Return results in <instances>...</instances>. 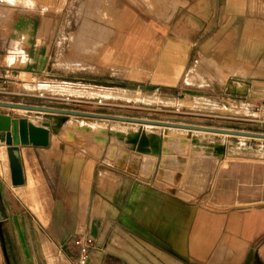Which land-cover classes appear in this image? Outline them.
I'll use <instances>...</instances> for the list:
<instances>
[{"label": "crops", "instance_id": "obj_1", "mask_svg": "<svg viewBox=\"0 0 264 264\" xmlns=\"http://www.w3.org/2000/svg\"><path fill=\"white\" fill-rule=\"evenodd\" d=\"M13 1L0 0L2 90L9 88L13 81L30 79L54 85L70 84L78 89L93 85L96 90L104 92H153L172 99L189 88H200L186 83V76L192 68H198L200 53L204 52L214 53L217 57L221 55L223 60L229 51L233 57L236 52L244 67L264 70V15L258 16L259 11L255 17L242 16L244 18L241 17L235 33L224 30V25L216 39L219 33L211 25L201 37L198 29L184 36L173 33L166 24L137 8L121 6L117 8L111 39L102 44L97 38L93 45H88L84 37L102 36L103 30L101 25H96L88 32L83 24V20L87 22L85 14L83 11L79 13V9L87 3L97 5L101 0ZM239 2L253 3L256 8L260 6L261 14H264V0ZM116 3L124 4L122 0ZM197 3L198 0H191V5ZM71 33L75 36L72 42ZM204 37L205 41L200 45ZM98 42L100 44L96 46ZM226 45H230L229 51L220 50ZM103 85L118 86L107 88ZM0 110V115L12 119H41L44 123L37 126L49 130L47 147H19L23 183L18 186L12 185L7 147L4 134L0 133V264H156L151 251L136 246L125 233L122 225L126 224L127 216L118 219L120 208L112 203L113 190L107 193V199L90 193L88 185L92 175L86 168L69 172V175L56 171L55 155L59 142L54 147V154L46 153L52 148L51 136L56 132L47 117H37L44 113L28 112L32 115L21 116L11 109ZM30 122L36 121L28 120ZM77 138L85 139L83 135H77L75 140ZM220 175L213 193L218 206L264 200V191L260 187L262 181L256 176L264 175L263 171L242 170L237 174L223 172ZM228 175L247 176L233 180L225 190ZM227 192L229 197H226ZM224 225L227 245L240 251V264L251 259L254 264H264V209L233 213ZM105 230L114 231V243L107 238ZM81 237L93 241L85 260L74 243ZM224 259L231 264L236 260L235 254L226 255ZM158 260L162 264V260Z\"/></svg>", "mask_w": 264, "mask_h": 264}, {"label": "rangeland", "instance_id": "obj_2", "mask_svg": "<svg viewBox=\"0 0 264 264\" xmlns=\"http://www.w3.org/2000/svg\"><path fill=\"white\" fill-rule=\"evenodd\" d=\"M118 1L101 0L97 5L89 3L82 5L83 13L87 16L85 19L90 22L87 21L86 28L93 30L96 25H101L103 30L102 36L99 37L87 35L88 45L91 43L93 45L97 38L102 44L111 39L116 25L117 8L121 6L137 8L142 13L166 24L173 33L184 36L198 29L201 37L202 32L211 25L215 32L219 33L216 39L220 37L225 27L224 30L235 33L242 16L255 17L256 11H259L258 16L264 15L261 14L260 6L256 8L253 3H240L239 0H216L215 3L212 0H198L196 5H191V0H122L124 4L116 3ZM83 8L79 9V13ZM73 38L74 35L70 37L71 42ZM203 41L205 37L200 40V45ZM223 48L229 51L230 45L221 47L220 50ZM200 54L198 72L201 79L190 84L200 88H189V91H183L172 99L153 92L142 94L122 90L104 92L100 89L96 90L93 85L86 89H78L70 84L54 85L26 79L13 81L9 88H5L4 93H0V102L184 127L264 135V70H261V67H244L236 52L233 57L229 51L224 60L221 55L217 57L214 53ZM188 74L186 83H188ZM41 86L46 89L40 88ZM103 86L115 88L118 85ZM3 88L0 87V91ZM144 96L153 98V103H144ZM11 111L21 116L32 115L14 109ZM44 115L37 117L42 119L47 117L54 131L63 135L59 138V135L54 133L57 138L56 144L59 142L55 155L56 171L69 175V172L84 171L86 168L89 175H92L88 185L90 193L107 199V193L113 190L112 203L120 208L118 219L127 216L126 224L122 225L125 233L136 246L151 251L150 253L154 255H152L153 262L160 264L158 260L160 259L162 264L163 262L165 264H229L224 261L227 260L224 256L233 253L236 260L231 264H240V251L227 245L224 221L233 213L243 214L264 209V200L220 207L215 203L213 193L218 185L220 173L237 174L242 170L264 172V159L260 156L264 152L263 139L209 132L196 134L193 133L197 131L196 129L188 130V136L196 137L199 141V146L196 148L198 153L199 148L202 149L200 153L203 156L199 153L201 157L198 160L200 164L198 162L194 164L193 161H188L178 154L166 158L157 155L144 161L130 145L127 133L138 131L145 134L144 132L148 131L146 126L154 127V125L47 113ZM26 119L36 121L37 124L44 123L41 119L32 117ZM68 122L78 125L80 131L65 127ZM94 122L104 125L105 131L100 136L101 141L99 138L94 140L88 137V139L84 136L86 135L84 132L81 133L83 127ZM165 128L167 127L150 130L164 135ZM74 130L78 134L73 133ZM79 134L86 139L75 140L76 135ZM99 143H102V146ZM214 144L231 145L229 151L235 158L226 157L219 162L217 169L211 172L216 162L210 147ZM78 163L81 165L80 169ZM258 165H262V168ZM246 176L228 175L230 182L225 179L224 189L228 190L233 180L243 179ZM256 176L262 181L260 187L264 191V175ZM229 195L230 193L227 192L226 197ZM105 233L108 239L114 237L112 230H105ZM92 242L89 241L90 244ZM111 242L114 243L113 239ZM202 245H206L207 248L199 251ZM246 264H254L253 259Z\"/></svg>", "mask_w": 264, "mask_h": 264}, {"label": "bare ground", "instance_id": "obj_3", "mask_svg": "<svg viewBox=\"0 0 264 264\" xmlns=\"http://www.w3.org/2000/svg\"><path fill=\"white\" fill-rule=\"evenodd\" d=\"M9 1V0H8ZM11 1H13V0H11ZM15 1L16 0H14L13 2L15 3ZM26 1V0H25ZM13 2H10V3H13ZM83 2V1H82ZM5 3V2H4ZM84 3V2H83ZM86 3V2H85ZM24 4V3H23ZM80 5H81V3H80ZM87 5H88V3H87ZM27 6V5H26ZM85 6V5H84ZM34 7V6H33ZM81 8H83V7H81ZM77 10V9H76ZM84 10V8L82 9V11ZM76 14V13H75ZM85 14V13H84ZM83 17V16H82ZM84 17H87V16H85L84 15ZM83 17V18H84ZM83 20V19H82ZM87 21H88V19H86ZM82 22V21H81ZM89 22V21H88ZM79 23V22H78ZM87 24V22L85 21V20H83V24ZM90 23V22H89ZM92 23H94V22H92ZM80 25V24H79ZM84 26V25H83ZM78 27H81V26H78ZM77 27V29H81V28H78ZM97 27V26H96ZM100 28V27H99ZM98 29V28H97ZM88 30V29H87ZM80 31V30H79ZM78 31V32H79ZM89 31H91L90 29H89ZM88 31V32H89ZM95 31V30H94ZM81 32V31H80ZM87 33V32H86ZM72 35V36H71ZM69 37H73V35L74 34H71ZM81 36H83V35H85V33L82 35V34H80ZM87 35V34H86ZM91 35H92V33H91ZM100 35V34H99ZM89 36V35H88ZM88 36H86V37H88ZM86 37H84V38H86ZM89 37H92V36H89ZM81 38V37H80ZM74 39V38H73ZM72 39V40H73ZM89 38H87V40H88ZM81 40H84V39H81ZM84 41H86V40H84ZM80 42V41H79ZM81 43V42H80ZM83 44V46H84V42H82ZM61 44V43H60ZM99 42L96 44L95 43V45L96 46H99ZM94 45V48H96V46ZM86 47V46H85ZM88 46H87V50L86 51H88ZM98 48V47H97ZM96 48V49H97ZM62 49V48H61ZM96 49H95V51H94V54H95V52H96ZM85 50V49H84ZM93 50V49H92ZM85 51V52H86ZM57 62H58V59H57ZM56 62V63H57ZM59 64V63H58ZM80 66H83V65H80ZM85 66H83V68H84ZM88 67V66H87ZM93 68V67H92ZM237 68V67H236ZM75 69V68H74ZM239 69V68H238ZM201 70V69H200ZM199 70V71H200ZM237 70V69H236ZM235 74H237V72L235 73ZM243 75H245V74H243ZM201 79V75L199 76V72H198V68H194L192 71H190L189 72V74H188V78H187V82L189 83V84H193L194 82H196V80L198 81V80H200ZM225 81V80H224ZM226 82V81H225ZM200 83V82H199ZM40 88H42V89H46V88H43V86H41ZM237 90V89H236ZM75 91V90H74ZM144 98H145V100H143V102L144 103H146V102H148V103H153V98H149V97H145L144 96ZM141 99H143V98H141ZM103 101V100H102ZM120 101V100H119ZM162 101V100H161ZM161 101H158V102H160L161 103ZM164 101V100H163ZM162 101V102H163ZM169 101V100H168ZM171 101V100H170ZM140 102V101H139ZM138 102V103H139ZM155 102V101H154ZM100 103V102H99ZM164 104H166V103H164ZM168 105V104H167ZM21 111H24V110H21ZM32 125H34V126H37L38 124H37V122H30ZM66 123V122H65ZM124 123H126V122H124ZM81 126V125H80ZM65 127H67V128H70V130L71 129H75L77 132H79L80 131V127L78 126V125H76V124H74V123H71V122H68L67 124H66V126ZM147 128H148V131H146V132H144L145 133V135H144V140H145V143H146V146H145V148H142L141 150H139L138 151V144H139V142L141 141V133L140 132H133V133H127V136H128V141H129V143H130V145L133 147V149L138 153V154H140L142 157H143V159H144V161H147L148 159H151V158H153V157H156L157 155L159 156V155H161L163 158L165 157H171V155H174V154H178L179 156H184L188 161H193L194 162V164L195 163H197L198 162V160H199V158L201 157L200 156V154L202 155V153H200L201 152V150H200V148H199V153H198V151H197V149L196 148H198V146H199V141H197L196 140V137H191V136H188V130L187 129H182L181 130V128H173V127H169V128H165V134L164 135H160V134H158L157 132H152L150 129H153V128H155V129H160V126H154V127H152V126H146ZM84 129H83V131L81 132V133H85L86 135H84V136H87V138L89 137V138H92V139H94V140H97L98 138H99V140L101 139L100 138V136L103 134V132L105 131V129H104V125L103 124H101V123H97V122H94V123H91V124H89V125H87L86 127H83ZM75 130H74V132L73 133H75V134H78L77 132H75ZM199 131V132H198ZM70 134L72 133L71 131L69 132ZM193 133H196V134H198V133H203V134H205L204 133V131H200V130H197V131H194ZM56 134H58L59 135V138L61 137V136H63L62 134H60L59 132H56ZM55 134V135H56ZM117 134V133H116ZM157 135V147H156V152H153V150H152V147H151V144H150V136L151 135ZM55 135H52L51 136V144H52V148L51 149H47L46 150V153H51V152H53V150H54V147H55V145H56V142H57V138H56V136ZM71 135H73V134H71ZM71 135H69V136H71ZM79 135H81V134H79ZM78 135V136H79ZM121 135V134H120ZM119 135V136H120ZM114 136H115V134H114ZM76 137H77V135H76ZM75 137V138H76ZM102 137H104V136H102ZM124 137V136H123ZM73 138H74V135H73ZM88 138V139H89ZM86 139V138H85ZM87 139V140H88ZM105 139V138H104ZM111 139V138H110ZM109 139V140H110ZM255 139V138H254ZM93 140V141H94ZM143 140V139H142ZM92 141V142H93ZM101 141V140H100ZM124 141V140H123ZM96 142V141H95ZM99 142V141H98ZM98 142L96 143L97 145H98ZM112 142H114V141H112ZM116 142V141H115ZM125 142V141H124ZM100 144V146H102L101 144L102 143H99ZM119 144H121V143H119ZM213 144V143H212ZM99 146V145H98ZM202 146V145H201ZM231 146V145H230ZM230 146H227V145H220V144H214V145H212V146H210L212 149L211 150H213L212 152H213V157H214V159H216L215 161L216 162H214V164H213V167H212V170H211V172H214L216 169H217V166H218V164H219V162L220 161H222V160H224L226 157H233V156H231V154H230V151H229V148H230ZM202 148V147H201ZM206 148V147H205ZM204 149V148H203ZM208 149V148H207ZM96 150V149H95ZM204 151V150H203ZM238 153V152H237ZM204 154V153H203ZM249 154V153H248ZM251 155V154H250ZM203 156V155H202ZM241 156V155H240ZM256 156V155H255ZM263 159H264V152L262 153V155H260ZM174 157V156H173ZM175 157H178V156H176L175 155ZM209 157V156H208ZM246 157V156H245ZM233 158H235V156L233 157ZM237 158H239V157H237ZM174 159V158H173ZM176 159V158H175ZM177 159H179V158H177ZM180 159H183V158H181L180 157ZM245 159V158H244ZM236 160V159H235ZM253 160V159H252ZM183 161V160H182ZM259 161V160H258ZM257 161V162H258ZM189 164V163H188ZM193 163H192V165H194ZM198 164H200L199 162H198ZM197 165V164H196ZM200 167H202V166H200ZM196 174V173H195ZM189 175V174H188ZM191 175V174H190ZM200 179V178H199ZM199 186V188H200V185H198ZM102 187H103V185H102ZM216 216V215H215ZM213 225V224H212ZM212 228V227H211ZM220 230V229H219ZM218 233H220V232H218ZM201 235V234H200ZM208 236V235H207ZM187 238V237H186ZM218 239V238H217ZM184 241V240H183ZM192 242V241H191ZM204 242V241H203ZM213 242V241H212ZM181 243V242H180ZM181 245V244H180ZM207 248V246L206 245H202L201 247H200V250L199 251H202L203 249H206ZM184 249V248H183ZM185 250V249H184ZM183 250V251H184ZM198 251V252H199ZM196 252V251H195ZM197 252V253H198ZM200 254V253H199ZM198 254V255H199ZM208 254V253H207ZM196 256H197V254H196ZM206 256V255H205Z\"/></svg>", "mask_w": 264, "mask_h": 264}, {"label": "water", "instance_id": "obj_4", "mask_svg": "<svg viewBox=\"0 0 264 264\" xmlns=\"http://www.w3.org/2000/svg\"><path fill=\"white\" fill-rule=\"evenodd\" d=\"M0 108L4 109H14V110H24L26 112H36V113H47V114H55V115H65V116H75V117H89V118H97V119H112L119 122H131L136 124L143 125H154L160 127H173V128H181L187 130H200L209 133H217L228 136H239L246 138H261L264 140V135L257 134H248V133H240V132H232L225 130H215V129H205V128H192V127H184L180 125H170L166 123H157V122H147L141 120H131V119H123V118H114L108 116L101 115H93L86 113H77L72 111H64V110H55L49 108H40L33 106H25L11 103H2L0 102ZM0 133L4 134V144L7 147V156L8 162L11 172V181L12 185L18 186L23 183L22 176V166L19 156V147H47L48 139H49V130L41 127L34 126L31 123H28V120L25 118L12 119L6 115H0ZM144 135L141 134V141L139 142L138 151L142 148H145L146 143L144 140ZM150 144L153 152H156L157 147V136H150ZM1 220V217H0Z\"/></svg>", "mask_w": 264, "mask_h": 264}, {"label": "built area", "instance_id": "obj_5", "mask_svg": "<svg viewBox=\"0 0 264 264\" xmlns=\"http://www.w3.org/2000/svg\"><path fill=\"white\" fill-rule=\"evenodd\" d=\"M0 93H4V91L1 89ZM75 245L80 248V254L82 257V260H85L87 257L88 249H89V240L87 238H76L74 241Z\"/></svg>", "mask_w": 264, "mask_h": 264}]
</instances>
